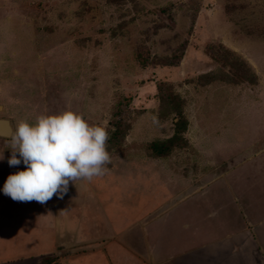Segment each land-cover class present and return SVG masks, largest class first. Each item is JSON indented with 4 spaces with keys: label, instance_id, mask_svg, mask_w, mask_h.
<instances>
[{
    "label": "rangeland",
    "instance_id": "rangeland-1",
    "mask_svg": "<svg viewBox=\"0 0 264 264\" xmlns=\"http://www.w3.org/2000/svg\"><path fill=\"white\" fill-rule=\"evenodd\" d=\"M171 93L187 144L157 157L151 143L175 132L160 99ZM0 106L13 130L82 114L106 127L111 156L63 198L19 202L3 186L26 166H9L0 136V264H59L65 243L161 252L164 264L188 240L185 264H226L228 251L196 250L208 245L243 263L264 254V0H0Z\"/></svg>",
    "mask_w": 264,
    "mask_h": 264
},
{
    "label": "clouds",
    "instance_id": "clouds-1",
    "mask_svg": "<svg viewBox=\"0 0 264 264\" xmlns=\"http://www.w3.org/2000/svg\"><path fill=\"white\" fill-rule=\"evenodd\" d=\"M6 138L12 150L9 166H26L10 174L3 186L14 201L45 204L54 196L63 198L70 182L102 177L111 163L106 127L91 125L70 109L39 115L33 123L21 120Z\"/></svg>",
    "mask_w": 264,
    "mask_h": 264
},
{
    "label": "crops",
    "instance_id": "crops-1",
    "mask_svg": "<svg viewBox=\"0 0 264 264\" xmlns=\"http://www.w3.org/2000/svg\"><path fill=\"white\" fill-rule=\"evenodd\" d=\"M264 227V226H263ZM189 228V227H188ZM261 233L264 234V228H261ZM191 230V229H190ZM192 231V230H191ZM184 242L177 246L176 251L174 250L173 253V258L171 260L170 264H185L182 262L185 257L190 256L192 253H194V247H192V243L189 242ZM65 246L68 248V254L66 256L62 257L61 261L59 264H76V263H81V260L85 258L86 260H89L92 257L97 256V264H164L163 261V255L161 252H158L157 254L155 253L154 255L150 254L149 256H146V254H139L138 257L135 256L134 253H129L130 250L125 249V247L121 244H108V250L106 249H91L88 248L87 250H83V246L81 244L75 245V243H65ZM209 246V245H208ZM208 246H204L202 248L196 249L199 252L203 251V255L209 254V251L213 250H221V251H228L227 253H223L220 255L222 259V263L226 264H264V254H254L255 256L252 258L246 257L245 263L242 261V257L239 258L240 255L235 252L236 247L231 246V245H224L223 247L221 245V248H210ZM258 248V247H257ZM193 250V251H192ZM236 250L239 251L237 248ZM233 251V252H232ZM143 251H140V253ZM211 253V252H210ZM260 257H259V256ZM229 256V257H228ZM251 256V255H250ZM226 258V259H225ZM245 258V257H244ZM225 259V260H224ZM64 261V262H63ZM79 261V262H77ZM89 262V261H88Z\"/></svg>",
    "mask_w": 264,
    "mask_h": 264
},
{
    "label": "trees",
    "instance_id": "trees-1",
    "mask_svg": "<svg viewBox=\"0 0 264 264\" xmlns=\"http://www.w3.org/2000/svg\"><path fill=\"white\" fill-rule=\"evenodd\" d=\"M214 48H215V45H213V44H210L208 46V49H210V51L213 50ZM158 59H162L160 61H162V63H165V64H170V65L174 64V60H173L172 56H168V57H164V58L160 57ZM148 62H150V61H148ZM251 74H252V72H251ZM252 75L253 76H249L250 77L249 78V77H246L245 74H242V76L246 80L250 79V81L252 83H256L258 80L256 72H253ZM160 99H161V102L163 103L162 106L164 109V112H163L164 116L166 117L170 114H173V116L175 118V132H174V134L172 136L166 138V139L154 140L151 143L153 154L157 157H165V156L169 155L170 152L174 148H178V147L180 148V147H183L184 145L187 144V139L183 136V134L188 128V119L184 113L183 106H182L183 105L182 100H181L179 94L171 93L168 97L161 96ZM120 124L121 123L119 122V125ZM114 133H117V131ZM123 136H124V134H123ZM52 261H53V259L49 258L48 262L46 264H52L53 263Z\"/></svg>",
    "mask_w": 264,
    "mask_h": 264
},
{
    "label": "water",
    "instance_id": "water-1",
    "mask_svg": "<svg viewBox=\"0 0 264 264\" xmlns=\"http://www.w3.org/2000/svg\"><path fill=\"white\" fill-rule=\"evenodd\" d=\"M0 108H2V107L0 106ZM2 122H4L7 125V130H5L4 132H0V136L6 137V134L9 131V129L13 130V126H12L10 119H8V118H0V123H2Z\"/></svg>",
    "mask_w": 264,
    "mask_h": 264
},
{
    "label": "bare ground",
    "instance_id": "bare-ground-1",
    "mask_svg": "<svg viewBox=\"0 0 264 264\" xmlns=\"http://www.w3.org/2000/svg\"><path fill=\"white\" fill-rule=\"evenodd\" d=\"M5 130H7V125L4 122L0 123V132H4Z\"/></svg>",
    "mask_w": 264,
    "mask_h": 264
}]
</instances>
